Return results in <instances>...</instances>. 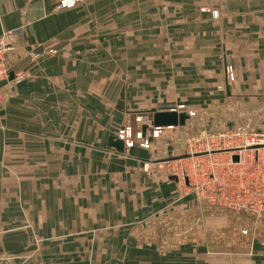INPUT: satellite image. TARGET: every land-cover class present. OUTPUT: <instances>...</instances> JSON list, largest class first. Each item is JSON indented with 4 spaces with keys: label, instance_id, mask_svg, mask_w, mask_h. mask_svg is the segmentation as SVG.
Returning <instances> with one entry per match:
<instances>
[{
    "label": "rangeland",
    "instance_id": "1",
    "mask_svg": "<svg viewBox=\"0 0 264 264\" xmlns=\"http://www.w3.org/2000/svg\"><path fill=\"white\" fill-rule=\"evenodd\" d=\"M64 1L69 0L60 1L57 7L72 8H61ZM78 2L84 5L86 12H81L79 17L72 14V20L83 22L74 30L70 29L71 34L86 38L88 47L100 52L101 76L90 80H87L90 76L82 79L78 75L68 76L66 82L75 83L78 78L76 82L101 88L106 105V122L102 128L109 134L104 135L101 142L95 143L92 139L90 144L104 147L106 137L118 139L121 132L130 129L141 153L133 155L128 151L122 157L111 149L110 152L87 150L83 153V148L77 145L84 143L79 134L88 136L85 134L89 132L88 117L81 109L76 111V116H71L72 135L64 140L74 148L69 151L70 160L47 149L48 140L44 139H48V135H38L39 148L31 154L15 150L13 145L6 159L0 161V178L69 185L70 232L41 235L36 230V224L41 221L25 219L22 246L18 240L14 244L16 249L23 248L22 251L6 252L4 259H13L17 264H143L144 261L155 264L156 260L173 263L179 258L176 255H180L187 264L190 259L197 261L205 257L204 261L227 252L231 260L237 258L239 244L246 243L244 235L254 234L260 220L248 216L253 210L242 214L221 204L225 198L224 183L235 182L237 187L238 170H212L210 163L212 159L216 164L223 159L230 161L231 157L237 161L239 153L246 151L249 164L258 158L257 163L264 165V82L262 90L246 91L248 87H260L261 80L264 81V53L259 45V42L264 44V0ZM18 33L10 31L0 39H7L10 48L8 70L22 77L11 80L9 88L7 84L1 87L6 104L14 97L16 83L24 79V75L12 69L13 63L9 60L10 53L19 45ZM43 48L48 56L77 59L78 53H72V46L59 40L48 42ZM32 57L37 60L39 55L33 53ZM54 82L63 83L57 76ZM228 85L233 91L231 95L226 92ZM114 87L119 92L126 88L129 105L131 103L118 118L114 116V102H109L112 96L107 95ZM163 103L176 104L178 109L171 110L187 115L185 124L165 128L157 137L142 132V125L148 122L145 116H137L136 129L132 126L129 112L144 114ZM72 107L76 110L77 103ZM256 135L262 138L258 141L260 144L248 146L253 144L251 139ZM253 148L258 150V156L254 155ZM208 149L228 151L214 153L208 159L202 154ZM55 150L66 152L62 147ZM212 171L214 178L210 177ZM45 188L26 186L22 191L29 192L28 201L41 202L45 199L42 194ZM231 189L234 191L235 185ZM35 191L39 192L38 196L31 194ZM237 191L244 193L243 187ZM148 192L151 206L159 201V196L165 198L154 205L151 214L146 201H142L144 193ZM114 193L121 201L113 206L115 211H110L108 204L104 205V214L96 211L94 196L105 199ZM82 200L88 201L87 207H82ZM238 204L250 209L259 206L248 201ZM24 206L28 210V206ZM117 210L119 217L108 219ZM223 214L229 217V225L228 221L215 220L214 226L212 216L217 218ZM48 222L53 229L66 224L64 217ZM224 224L230 230L227 236L221 230ZM245 230L247 234H243ZM248 239V243H252L255 238ZM48 249L62 251L46 256ZM184 250L186 254H182Z\"/></svg>",
    "mask_w": 264,
    "mask_h": 264
},
{
    "label": "crops",
    "instance_id": "2",
    "mask_svg": "<svg viewBox=\"0 0 264 264\" xmlns=\"http://www.w3.org/2000/svg\"><path fill=\"white\" fill-rule=\"evenodd\" d=\"M60 1L62 0H0V39L10 31L17 30L19 32V45L17 46V50L15 49L13 53H10L9 60L13 63L12 69L24 75L22 81L16 83V85L14 84V97L10 99L9 104H6L7 98L5 100L0 99V161L6 159L8 150H11L14 146L15 150H25L27 154H31L37 150L39 148L37 142L38 135L49 136L48 139L44 140H48L47 146L51 148L48 147L47 149L52 151V154L64 156L63 159L70 160L69 151L74 150V148L64 140L69 139L72 135L70 118L71 116H76V111L79 109L88 117L86 125H88L87 129L89 134H85L88 136L79 134L81 135L80 139L84 143L77 144L83 148V153L87 150L110 152L109 150L111 149L114 150L115 155L121 157L125 156V153L128 151L129 153L132 152L133 155L140 154L141 148H139L140 146L138 144L129 150L124 146V152L118 154L111 146L113 136L106 137L104 147L103 144H101L102 147L100 144H98V147L90 144L92 139L97 143L103 141L104 135H109L107 133L105 134L102 128L104 122H106L104 120L106 118V113H104L106 105L103 103L104 97L102 90L96 84L76 82L78 78L75 79V83H68L66 80L68 76L76 75L81 79L83 76H90L87 80L97 75L101 76L100 52L96 48L88 47L86 38L76 37L71 34V30L80 26L81 22H83L80 20L78 22L72 20V14L73 17L77 15L79 17L81 12H86L84 5L77 2L70 9H60L57 7ZM56 40L67 44L69 47L72 46L74 51L72 53L74 55L78 53V55H75L77 59L71 61L68 56L64 55L56 58L45 55L44 45L48 44V42H56ZM259 43L264 53V44L263 42ZM33 53L39 55L37 60L32 57ZM60 75H63V79H60ZM254 75H257L256 71H254ZM56 76L63 83H55L54 79ZM262 80L260 87H248L246 91H256L257 88L262 90L264 82ZM10 86H7V88ZM112 89L114 90L107 95L112 96L109 102H114V111L116 110L114 116L118 118L119 114L124 113L126 107L129 105L127 91L126 88H122L120 92L117 87ZM232 92V88L230 87V94L227 93V95H231ZM123 93L125 94V104L121 106L119 105V101ZM75 103H77L76 110L72 107V104ZM161 106H167L168 111L178 109L174 103H163L159 105V107ZM153 109L155 108H151L148 112L144 111V113H150ZM129 113L132 121L140 112ZM145 120L148 122L144 125H148L149 128L143 133L146 134L149 132L151 135L153 134L154 128L150 126L151 122L149 118ZM55 147H62L66 152L61 153L55 150ZM1 171L2 167H0ZM32 180L33 182L31 183H22V181L14 182L0 178V264H17L13 259H4L3 254L6 252L19 253L22 251L23 248L16 249L14 244L18 240L20 247L22 246V239L24 234H26L23 231V221L25 219L41 221L40 224H36V230L41 235H48L49 233L51 235H65V233L69 234L70 232L69 221L71 206L69 185H62L59 182ZM40 185L46 187L42 192L45 199L41 202L35 200L28 201L29 192H23L22 188L30 186L37 189L41 187ZM7 188H11L12 190H7ZM66 190H68V196L66 195ZM31 194L38 196L39 192L35 191ZM144 194L145 196L142 198V201H146L149 207L147 208L149 213L154 205L165 199L163 196H159V201L151 206L150 192ZM65 195L66 198L68 197L66 202ZM97 196H94V206L91 205V207H95L96 211H103V214L104 205H110V211H115L113 206H116V204L119 205L121 202L119 201L120 198L116 196V193L105 199ZM128 202L130 205V201ZM80 204L85 208L88 206V201L82 200ZM24 205L28 206V210H26ZM63 217L66 220V224L62 223L61 227L57 226L53 229L51 223L48 222L50 219H63ZM115 217H119L118 210L110 215L108 219ZM211 219L214 226L215 220L228 221V225L230 221L229 217L224 214L223 216H217V218L212 216ZM258 219L260 220L259 228L254 230V234L251 232L249 236L244 235L246 243L239 244L237 258L231 260V254L227 252L228 254L224 253L223 256L218 258L208 257L204 261L203 259L205 257H199L200 260L197 258V261L190 259L187 264H264V215H261ZM223 228L221 230L224 232V236L229 235L230 230H228L225 224ZM250 236H254L255 238L252 243H248V237ZM60 251L62 250L56 249L51 252L48 249L46 256L51 253H59ZM185 251H182V254H186ZM228 251L231 252V250ZM176 257L179 258L173 263H160V260H156L158 263L155 264H186L182 262L180 255H176ZM143 264H151V262L144 261Z\"/></svg>",
    "mask_w": 264,
    "mask_h": 264
},
{
    "label": "built area",
    "instance_id": "3",
    "mask_svg": "<svg viewBox=\"0 0 264 264\" xmlns=\"http://www.w3.org/2000/svg\"><path fill=\"white\" fill-rule=\"evenodd\" d=\"M78 2V0H69V1H64L61 3V8H70L73 7L76 3ZM7 39H2L0 41V83L7 81V86L11 85V81L9 80L11 71L8 70L7 68V58H8V50L10 49L8 46V43L6 41ZM14 78L16 80H21L22 77L19 76V74L15 75ZM3 88V87H2ZM2 89L0 88V99L2 98ZM170 128V127H167ZM165 128H154L153 130V135L154 136H158L162 133V131ZM256 138H252L251 141L253 142V144H249L248 146L252 147V146H257L260 143L258 141H260L261 136L256 135ZM118 139L123 141L124 144L126 145V147L131 148L133 146H135L136 144L135 142V138L134 135H132V133L130 132V129L127 131H123L118 135ZM255 151L254 155L258 156V150L257 149H252ZM223 151H228V149H214L211 151V149L207 150V153L204 152L202 153L205 156H208V159L210 156H213V154L215 153V155H219L221 153L219 152H223ZM249 151V150H248ZM200 154V153H199ZM233 154V153H232ZM231 154V155H232ZM246 151H241L239 153V160L235 161L233 159V157L229 158L230 161H228L227 159H223L219 164H216L214 162V159H212L211 161V166H212V170L221 168V170L223 172L226 171H230V172H237L238 170V177H239V183L236 187V183L233 182L232 185H230L229 182L224 183L225 184V188L227 191V188L229 189L227 192L225 191V198L222 200L221 204L223 205H228V207L233 208L235 210H238L239 213H247V211L249 210H253V213H249L248 216H255V218H260L261 215L263 214V210H264V165H260L259 163H257V161H255V163H253L252 165L249 164L248 160L246 159ZM249 155V154H248ZM233 156V155H232ZM253 171V172H252ZM224 176V174L222 175V177ZM236 176V175H235ZM210 177H215L214 171H212L210 173ZM249 177V178H248ZM237 178V177H236ZM255 179V180H253ZM251 180V181H250ZM227 185V186H226ZM235 185V189L234 191L231 189L232 186ZM243 187L244 189V193L242 192H238L237 189H241ZM233 193H230V192ZM239 201H248L251 204H259L258 207L254 208V209H250L249 207H241L240 204H238ZM256 202V203H254ZM236 206V207H234ZM245 212H244V211ZM242 211V212H241ZM243 234H247V231H243Z\"/></svg>",
    "mask_w": 264,
    "mask_h": 264
},
{
    "label": "water",
    "instance_id": "4",
    "mask_svg": "<svg viewBox=\"0 0 264 264\" xmlns=\"http://www.w3.org/2000/svg\"><path fill=\"white\" fill-rule=\"evenodd\" d=\"M14 79V73L10 74L9 80ZM7 84V81L0 83V88L5 86ZM227 87V93L230 94V86ZM125 104V94L123 93L121 96V100L119 101V105ZM167 106H161L159 109H153L150 113H138L137 116L139 117H147L150 119V126L153 128H167V127H176L178 125H184L186 120L188 119L187 115L184 114H178L176 111H168ZM136 122H138L137 117L135 116L132 119V126L136 129ZM149 126L144 125L142 126V132H146L148 130ZM111 146L117 151L118 154H121L124 152V142L113 138L111 140Z\"/></svg>",
    "mask_w": 264,
    "mask_h": 264
}]
</instances>
